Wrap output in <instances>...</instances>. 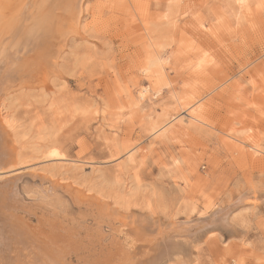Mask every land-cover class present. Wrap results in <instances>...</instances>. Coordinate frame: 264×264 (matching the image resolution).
<instances>
[{
	"label": "rangeland",
	"instance_id": "rangeland-1",
	"mask_svg": "<svg viewBox=\"0 0 264 264\" xmlns=\"http://www.w3.org/2000/svg\"><path fill=\"white\" fill-rule=\"evenodd\" d=\"M82 9L55 74L36 64L29 84L0 86L6 173L20 171L27 208L19 220L2 215L10 234L0 264H47L50 227L37 242L24 235L38 219L80 230L79 241L48 250L59 264H264V0H84ZM194 104L205 125L152 136ZM126 216L168 230L136 249L120 232ZM171 241L180 248L170 252Z\"/></svg>",
	"mask_w": 264,
	"mask_h": 264
},
{
	"label": "bare ground",
	"instance_id": "bare-ground-1",
	"mask_svg": "<svg viewBox=\"0 0 264 264\" xmlns=\"http://www.w3.org/2000/svg\"><path fill=\"white\" fill-rule=\"evenodd\" d=\"M83 1L84 0H5L6 6H3L2 8H4V7H6V8L2 9L3 12L0 11V53H1V56H5L2 54L7 50L9 52V54H7V56L9 55V60L4 61V62H0V86H5L8 83L13 82L11 79L15 78V77L16 78L22 77L23 78L22 83H28L29 84V82L26 81L25 77L28 74L32 73L36 69V66H35L36 64L40 67L41 72H43L42 75L45 77H48V76L55 74L57 72L60 52L63 49V47L65 46L66 40L70 36L74 35L77 32L78 27L80 26L81 17H82V10H83L82 9V2ZM241 1H244V0H241ZM242 4H243V2H242ZM62 16L65 17L66 19L62 20ZM29 52H34V53L37 52V54H39V57H37L36 60H32V57L31 58L26 57V59H24V61H23L21 58L24 57ZM2 58H4V57H2ZM38 58H40V59H38ZM20 60H22V62ZM30 80H31V78H29V81ZM147 92H148V90L145 89L143 91L142 95L144 96L145 93H147ZM195 105L196 104L192 105V107L189 109L186 108L188 111V115H189L187 120L184 118L175 117V118L169 120L167 125H164L162 127H156V125H154L153 135L152 134L151 135L153 137L154 136L157 137L159 134H161L163 132L164 133L169 132L170 130H172L173 127H179L181 125H183V126L198 125V124H201V125L204 124L205 125L204 118L198 114V112L200 111V109H202L203 106L199 105L198 108L195 109V108H193ZM3 118H4V116L2 114V111L0 110V181H1V179H3L2 181H4V182H2V181L0 182V236H1V240H0L1 244L0 245L1 246H2V243H4L7 240V237L10 234V233L8 234V229H6V228L2 229V227H5V225H7V222H9V219H11V218H12V220H16V219L19 220L20 219V218L18 219L17 218L18 216L15 214L18 210L23 211L24 209H27L26 206H24L23 203L18 199L19 194L17 193V190L15 189L17 182L21 178V175H19V176L17 175V174H19L20 171L13 172V173H6V168L8 167L7 158H8V154L10 151V147L7 146V142H6L7 135L3 129L4 120L6 119V117L4 118V120H3ZM160 125H163V124L161 123ZM226 134H227V136H226L227 139L232 140L233 142L239 143V144L244 145V146L247 145L245 147H247V148L249 147L248 149L252 150L251 155H262L263 151L255 144V142H253V141L251 142V140L249 141L246 139H240V138L234 136L233 134H229V133H226ZM248 152H249V150H248ZM51 155L55 156V157L58 156L56 151H53L51 153ZM14 175L15 176L17 175L18 177H14V178L12 177L13 179H11V181L8 179H4V178H10L11 176H14ZM33 175H35V174H33ZM36 176H35V178H36ZM5 180H8V181H5ZM35 193L39 194V192H37V191H35ZM80 194H81V192H80ZM39 196H41V195H39ZM75 196H76V194H75ZM77 197L78 196H76V198ZM75 201H76V199H75ZM77 201H78V199H77ZM105 211H108V213L110 212L109 209H107V208L105 209ZM113 213L114 212H112V214ZM2 215H5L8 218L9 217L10 218L7 220V218L6 217L3 218ZM116 217H117V215H116ZM219 217H221V215ZM128 218H130V216H126L125 220H123L124 222L122 223L123 226H127L128 228L126 230L124 228H122L120 230V232L125 235L124 241H126V242L129 241L130 243L135 244L134 247L136 249H139L138 244H140V243L142 244L143 239L147 240L146 238H148V239L152 238L153 240H159L161 237H163L165 235V231L168 230V229H160L158 227L159 229L157 228V231H155V233H153V231H150L149 229L144 230V229L138 228L136 226H135L136 227L135 228L134 226L130 225V224H133L132 220H131L132 217L130 218L131 222H128V223L126 222V220ZM22 220H21V222H22ZM52 220H50V221L52 222ZM130 220H128V221H130ZM50 221H48L47 219H45V220L38 219V226L36 227L33 225V228L36 229L35 233H33V230H32L30 233L24 232V235H26V240L32 239L35 242H37L39 239V235H40L39 231H42V229L44 230V228H45V230H47L50 227L49 231L51 233L48 234V236H46L45 234H41V235H44V239H48V240L45 241L46 246L44 248L40 247V249L43 248L41 250L43 253H45V251H46L45 254L41 253V255L43 254V257L46 258L47 264H56V263H58V261L56 262L55 259L51 256L52 254L50 255V253L52 251H54L53 254H55V251L57 249L56 248L57 244L59 243L58 242L59 238L65 239V237H66L71 243L74 240V242H73V244H74L75 241H77L75 239H78V237L80 236V230H75L74 228H71L68 225L63 224L61 222L53 221L51 223ZM142 221H144V220H142ZM225 221H226V219H225ZM23 222H25V221L23 220ZM133 222L136 223L134 219H133ZM10 223L8 224V226L10 225ZM138 224H139V222H138ZM27 225H29V223ZM13 226H10V228ZM30 226H31V224H30ZM41 227H42V229H41ZM46 227H47V229H46ZM130 227H134V228L130 229ZM179 228L180 227H178V229ZM172 230H174V229H172ZM17 231H19V230H16V232ZM20 233L21 232H19V234ZM183 233H184V231H183ZM180 234L185 235V234H182V232ZM22 235H23V233H22ZM177 235L178 234H176V236ZM181 235H178L177 237L173 236V238H175L173 240H177L178 237ZM189 237H193V236L189 235ZM181 238H183V236ZM185 238H186V236H185ZM41 240H43V239L41 238ZM79 240L80 239H78V241ZM191 240L192 239H190V241ZM23 242H24V240H23ZM179 242L180 241H178L177 243H179ZM71 243H69L68 245L70 246ZM159 243H162V242H159ZM159 243H157V244H159ZM177 243L171 241V244L173 245V247H171L172 245H167L168 249L171 247L170 252L175 251V249H172V248L179 247ZM28 244H26L24 246H27ZM77 244H78V242H76V245ZM152 244H154V243H152ZM155 244H156V242H155ZM163 244H166V243H163ZM130 246H131V244H130ZM153 246H156V245H153ZM27 247H29V246H27ZM60 247L58 246V248H60ZM65 247H64V251H65ZM9 248H7V249H9ZM52 248H54V249L52 250ZM48 250H50L51 252H48ZM59 250H58V252H59ZM61 250H63V249H61ZM67 250L68 249H66V251ZM71 251H73V250H71ZM71 251H70V253H71ZM74 251H76V250H74ZM77 251L75 254H77ZM140 251H142V249ZM164 251H165V249H164ZM176 251H178V250H176ZM7 252H8V250H7ZM137 252H138V250H137ZM145 252H147V251L145 250ZM66 253H68V251ZM127 253H130V252H127ZM134 253H135V251H134ZM166 254H167V252L165 253V255ZM170 254L171 253H169V256H170ZM59 255H61V254L59 253ZM128 255H130V254H128ZM160 255H162V253H160ZM18 256H21V255H18ZM6 257H8V256H6ZM65 258H66V256H65ZM62 259H64V257H62ZM143 259H139V260L136 259L137 261H139L137 264H157V262H155V261L158 258L156 260L153 257L152 258H146L144 260ZM42 260H44V259H42ZM125 260H127V257ZM136 260H135V262H136ZM160 260H162V259H160ZM38 261H40V260H38ZM159 261H158V263H159ZM65 262H67V261H65ZM37 263H40V262H37ZM61 264H62V262H61ZM64 264H66V263H64Z\"/></svg>",
	"mask_w": 264,
	"mask_h": 264
}]
</instances>
